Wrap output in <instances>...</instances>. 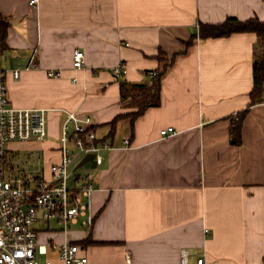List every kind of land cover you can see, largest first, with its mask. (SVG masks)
Returning a JSON list of instances; mask_svg holds the SVG:
<instances>
[{"label":"crops","instance_id":"1","mask_svg":"<svg viewBox=\"0 0 264 264\" xmlns=\"http://www.w3.org/2000/svg\"><path fill=\"white\" fill-rule=\"evenodd\" d=\"M32 1L0 0L10 23L0 68L11 105L50 110L51 140L68 112L90 117L99 143L112 147L91 173L95 225H76L83 231L71 236L89 264H182L183 250L189 264H264V99L251 104L260 43L253 33L199 36L202 25L232 18L264 22V0ZM77 51L85 53L82 71ZM161 53L179 56L133 125ZM35 54L38 67L28 70ZM121 63L129 70L118 79ZM52 70L61 77L50 79ZM169 128L177 134L162 137ZM59 146L45 150L47 176L61 162Z\"/></svg>","mask_w":264,"mask_h":264},{"label":"built area","instance_id":"2","mask_svg":"<svg viewBox=\"0 0 264 264\" xmlns=\"http://www.w3.org/2000/svg\"><path fill=\"white\" fill-rule=\"evenodd\" d=\"M36 2L32 1V6ZM73 64L77 71L85 68L83 51L75 53ZM37 67L35 54L28 70ZM128 70L129 66L121 63L113 69V75L119 79L126 76ZM7 74L0 68V264H89L85 248L71 240L70 228L81 225L91 231L95 225V185L91 175L83 180L77 177L73 181L78 172L75 167L91 154L96 155L99 167L103 162L100 153L112 147L109 143H99L90 117L82 119L76 113L68 112L60 136L61 162L50 167L48 176L40 169L36 172L21 171L10 145L46 142L50 110H22L12 106ZM61 75L55 70L48 73L50 79H58ZM20 76L18 70L13 73L16 80ZM175 134V128L161 132L164 138ZM208 233L209 230L206 231ZM43 234H62L64 240L43 242ZM189 256L187 250L181 252L182 264H189ZM197 264H207L206 258H201Z\"/></svg>","mask_w":264,"mask_h":264},{"label":"trees","instance_id":"3","mask_svg":"<svg viewBox=\"0 0 264 264\" xmlns=\"http://www.w3.org/2000/svg\"><path fill=\"white\" fill-rule=\"evenodd\" d=\"M9 27H10L9 21L6 18H3V16L0 13V55L4 54L8 49L7 40H8ZM199 30H200L199 36L201 39L204 40L229 38L235 34L253 33L257 35L260 45L258 47V54L256 57L257 59L254 63V69H253L254 90L251 93V98H252L251 104L252 106H254L259 103H262L264 99V22H260L259 20L256 19H251V20H247V22H243L240 21L239 19L232 18L222 24L202 25ZM196 38L197 36L192 38L191 41L187 43L188 49H190L193 46ZM178 56L179 55L173 56L171 60H169L164 53H161L158 56V60L161 61L162 64L161 69L158 71V73H156L157 75L156 78L154 79V83L151 89H148L149 86L141 87L142 91H144V95L146 94V97L143 99L144 100L143 102H141V100H138L137 106L139 107L140 110L139 113L133 116V120L131 121L133 125L135 123L134 121L144 114V111H146L149 108V106H151L154 100L156 98L158 100V98L160 97V92H161L160 88H161L162 80L165 77V74L168 72V70L173 68V65L176 62L175 60ZM122 90L124 92V87L122 88ZM154 92L155 95L153 96L152 93ZM149 96H152V98L149 99ZM126 97L127 96H125V100ZM122 119H125V116L116 118L114 122H112V124L109 125L112 129L109 136H112L114 134V131L116 130L118 124L117 122ZM93 131L96 133L95 129H93ZM83 244H85L86 246L91 245L92 244L91 239H87V241Z\"/></svg>","mask_w":264,"mask_h":264},{"label":"rangeland","instance_id":"4","mask_svg":"<svg viewBox=\"0 0 264 264\" xmlns=\"http://www.w3.org/2000/svg\"><path fill=\"white\" fill-rule=\"evenodd\" d=\"M4 65H5V61H4ZM48 125H50V119H49ZM52 141L59 143L60 138L57 139L56 137H54L51 140V125H50L47 143L16 142V143L11 144L10 150L13 152L12 156L14 157V160L16 164L18 165L19 169L23 172L24 171L36 172L39 169L42 170L45 167H47L49 161L44 158V154L46 153L45 150L50 148L49 146L52 145ZM92 172L93 170L82 168L81 170H78V172L75 173L73 181H75L77 177L83 180L85 179V177L90 176ZM56 228L57 227H55V229ZM70 230H72L73 234L75 233L80 234L83 231L80 226H71Z\"/></svg>","mask_w":264,"mask_h":264},{"label":"water","instance_id":"5","mask_svg":"<svg viewBox=\"0 0 264 264\" xmlns=\"http://www.w3.org/2000/svg\"><path fill=\"white\" fill-rule=\"evenodd\" d=\"M97 163H96V155L91 154L87 155L76 167L77 170L83 169H90V170H96L97 169Z\"/></svg>","mask_w":264,"mask_h":264}]
</instances>
